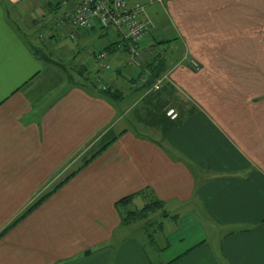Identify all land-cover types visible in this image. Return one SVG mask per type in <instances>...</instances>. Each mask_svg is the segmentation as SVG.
I'll use <instances>...</instances> for the list:
<instances>
[{"label": "crops", "instance_id": "1", "mask_svg": "<svg viewBox=\"0 0 264 264\" xmlns=\"http://www.w3.org/2000/svg\"><path fill=\"white\" fill-rule=\"evenodd\" d=\"M70 1L0 0V231L51 191L0 236V264H154L137 231L156 211L122 223L152 201L176 216L163 264H264V0L191 21L163 0L134 63L111 27H55Z\"/></svg>", "mask_w": 264, "mask_h": 264}, {"label": "built area", "instance_id": "2", "mask_svg": "<svg viewBox=\"0 0 264 264\" xmlns=\"http://www.w3.org/2000/svg\"><path fill=\"white\" fill-rule=\"evenodd\" d=\"M158 1L161 2V0ZM66 21L82 31H90L95 27L113 28L119 37L117 47L126 45L130 55L129 62L132 63L139 55L138 46L144 39L150 23L145 15V3L134 2L128 6L125 0H74L72 7L65 15L55 21V27L64 25ZM106 54L104 47H100L96 52L100 59ZM189 64L194 69L198 68V63L193 59L189 60ZM108 67L107 63L103 64L104 69ZM143 81L142 77H137V84ZM160 83L161 78H155L150 84V89L158 90ZM164 114L170 120L177 117V111L169 104L164 107Z\"/></svg>", "mask_w": 264, "mask_h": 264}, {"label": "rangeland", "instance_id": "3", "mask_svg": "<svg viewBox=\"0 0 264 264\" xmlns=\"http://www.w3.org/2000/svg\"><path fill=\"white\" fill-rule=\"evenodd\" d=\"M47 1H51V0H47ZM66 2L65 0H59V2ZM184 1H188L189 5L186 4L185 2V5H186V12H185V17L188 21H191V16L192 15H196V12L195 10L197 9L198 6H202L203 4H205L206 1H210V3L212 4H216V5H219V4H223V2L225 0H184ZM135 2H140V3H145V0H136ZM127 4V3H126ZM70 5H73V2L71 3L70 2ZM128 5V4H127ZM188 5V6H187ZM130 6V5H128ZM148 8V12L149 14L151 15V17H149L148 15L146 16L147 19L150 20V23H149V27L151 26L152 24V20L154 19V21L157 23V21L161 20L162 18H168L167 14H166V11L168 10L167 9V5L165 3H163V5H160V4H151L150 6L147 7ZM207 8V7H206ZM213 12H217L218 10V7H213V8H210ZM194 10V11H193ZM200 11L202 10H205V8H200L199 9ZM223 9H220V11H222ZM188 11V15L186 14ZM62 13L59 12L57 14V16ZM64 16V15H63ZM62 16V17H63ZM167 16V17H165ZM60 18V17H59ZM58 17L54 19V21H56L57 19H59ZM54 23V22H53ZM19 26H23L22 23H18ZM166 46H169L168 44ZM168 49V48H167ZM170 49H168L169 51ZM45 51V50H44ZM164 52V51H163ZM161 52V53H163ZM160 53V54H161ZM175 121H173L174 123ZM136 129L139 131V132H142L144 135H148V136H153L152 135V131L149 129H147V125H145V127L141 126V125H138L136 127ZM141 206V205H140ZM122 210H125L126 208L125 207H121V205L119 206ZM130 210H136L134 206H132V204L129 206ZM162 209L165 210V208H161V210H157L159 212V214H156L155 212V216L153 215L150 216L148 218H150V224L147 225V229L148 231L154 236V239H155V243H154V246L153 248H164V245H165V235L166 233L168 232H173L174 231V225L172 221H170L169 223L167 221H169L170 219H172V217L170 216L171 213L167 212L166 215H162ZM157 212V213H158ZM125 215V213L123 214ZM167 226V227H166ZM134 227H131V232L133 231ZM173 229V230H172ZM172 230V231H171ZM125 231L127 232V228L125 229ZM128 233V232H127ZM137 235L142 238V241L144 243V247H145V251L146 253L149 255L150 259L153 261L154 264H163V261H165L167 258L166 257H163L162 255L163 254H160L159 251H157L158 249H152L151 247V244L148 240V236H147V232L145 230V232H142L141 230L137 231ZM216 236V234H214ZM209 242L210 243H213L215 240L214 239H211V237L209 236L208 238ZM176 248V247H175Z\"/></svg>", "mask_w": 264, "mask_h": 264}, {"label": "trees", "instance_id": "4", "mask_svg": "<svg viewBox=\"0 0 264 264\" xmlns=\"http://www.w3.org/2000/svg\"><path fill=\"white\" fill-rule=\"evenodd\" d=\"M66 1V0H65ZM153 0H145V4L147 2H151ZM158 2V4L160 5H163V0H161V2H159L158 0H156ZM71 2V1H70ZM74 2V1H73ZM143 3V2H142ZM70 4V3H68ZM69 6L71 5H66L65 4V7L68 8ZM154 66L156 68H159V64H158V60L156 59V64H154ZM158 74H159V71L156 69L152 72V75H151V79L154 80L155 78H158ZM142 85H147V83L145 81L142 82ZM109 90H107L108 92ZM110 92V91H109ZM113 93V91H111ZM65 180V179H64ZM63 180V181H64ZM61 181V182H63ZM60 182V183H61ZM60 183H58L55 187H57ZM54 187V188H55ZM51 191L49 192H46L42 195H40L39 197H37V199H35L26 209L25 211L19 215L17 218H15L14 220H12L7 226H5L1 231H0V236L8 229V227H11L12 225H14L19 219H21V217H23L25 214H27L29 211L33 210L45 197L46 195H48ZM133 195H127V196H124L122 198H120L116 204L118 205V207L121 205L122 206H125V204L127 203H130L131 202V198H132ZM163 208L162 205H160V202L159 201H152L150 203H147L145 204L144 206H142L140 209H137V210H129V211H125V215H123L122 217V223H128V222H131V221H134L136 219H139V218H143L145 217L146 215L150 214V213H153L159 209ZM167 212L165 210L162 209V215H166ZM172 218H176L175 215H170ZM146 232H147V236H148V240L150 242V244L152 246H154V243H155V239H154V236L148 231V229H146ZM165 248V247H164ZM164 248H156L158 249L159 251L163 250Z\"/></svg>", "mask_w": 264, "mask_h": 264}]
</instances>
